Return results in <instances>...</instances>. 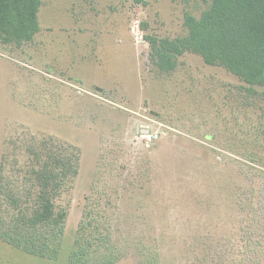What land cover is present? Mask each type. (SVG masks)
<instances>
[{"label":"rangeland","instance_id":"obj_1","mask_svg":"<svg viewBox=\"0 0 264 264\" xmlns=\"http://www.w3.org/2000/svg\"><path fill=\"white\" fill-rule=\"evenodd\" d=\"M41 1L33 40L0 48V160L8 139L45 135L78 147L80 169L61 201L68 217L58 258L0 242V264H70L96 175L106 182L98 189L110 195L108 212L124 224L132 218L140 235L162 237L165 264H201V245L232 259L235 234L250 215L242 206L264 200L257 165L264 163V101L194 54L179 57L169 75H157L148 60V37L184 36L185 13L199 18L209 2ZM246 151L260 160L239 157Z\"/></svg>","mask_w":264,"mask_h":264},{"label":"trees","instance_id":"obj_2","mask_svg":"<svg viewBox=\"0 0 264 264\" xmlns=\"http://www.w3.org/2000/svg\"><path fill=\"white\" fill-rule=\"evenodd\" d=\"M199 1L209 2L208 8L199 18L185 13L184 36L147 38L150 66L157 75H169L179 57L194 54L207 66L236 77L244 94L264 101V0ZM41 4V0H0V48L19 49L33 40L39 32ZM258 144L264 145V137ZM239 157L251 164L261 158L253 152ZM80 160L78 147L52 136L24 134L5 141L0 160V242L40 259L58 258L68 217L61 201L73 189ZM99 160L96 174L104 164ZM257 165L264 168L262 162ZM101 178L94 177L84 200L68 262L118 264L130 258L132 264H165L162 237L140 235L132 218L124 224L108 212L110 195L98 189L106 183ZM236 205L239 214L242 209ZM242 207L250 215L235 234L232 259L201 245V264L208 263V256L212 264H264V200Z\"/></svg>","mask_w":264,"mask_h":264},{"label":"built area","instance_id":"obj_3","mask_svg":"<svg viewBox=\"0 0 264 264\" xmlns=\"http://www.w3.org/2000/svg\"><path fill=\"white\" fill-rule=\"evenodd\" d=\"M145 136H146L148 141H154V140L158 139V133L157 132L149 133V131H148V134Z\"/></svg>","mask_w":264,"mask_h":264},{"label":"water","instance_id":"obj_4","mask_svg":"<svg viewBox=\"0 0 264 264\" xmlns=\"http://www.w3.org/2000/svg\"><path fill=\"white\" fill-rule=\"evenodd\" d=\"M144 133L143 134H148V131H143Z\"/></svg>","mask_w":264,"mask_h":264}]
</instances>
